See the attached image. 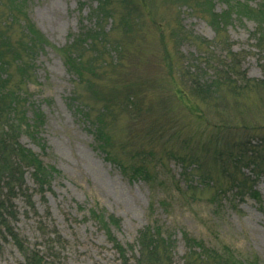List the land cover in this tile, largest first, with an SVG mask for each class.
Instances as JSON below:
<instances>
[{
  "label": "rangeland",
  "instance_id": "obj_1",
  "mask_svg": "<svg viewBox=\"0 0 264 264\" xmlns=\"http://www.w3.org/2000/svg\"><path fill=\"white\" fill-rule=\"evenodd\" d=\"M24 1L28 19L47 41L35 57L30 77L22 85L30 104L43 112L40 136L47 148L43 152L25 133L19 140L60 171L52 189L45 193L46 200L41 195L34 198L40 217L50 212L47 221H53L70 241L59 264H121L104 232L88 218L93 207L120 219V225L113 227V232L124 244L134 242L141 228L158 220L166 232L174 233L173 264H184L187 248L181 234L183 230L208 244H227L248 262L264 264V173L256 176L250 169L244 170L256 179L255 188L260 199L228 194L214 203L211 201L214 190L196 188L200 185L198 178L208 170L214 179L222 181L219 164L211 154H202L201 169H195L187 178L181 176L184 168L177 159H165V164L152 171L155 183L148 182L132 178L108 160L98 149L94 133L95 121L105 120L106 138L114 143L119 158L126 159L129 151L123 150V146L131 149L134 134L149 139V135L141 136L145 132V117L149 116V113L143 114L147 111L143 108H154L155 114L178 111L170 121L165 120L167 126L171 124L182 136L191 137L196 147L210 141L214 144L211 135L214 130L194 123V117L186 115L176 95L160 89L161 84L155 81L158 86L153 85L146 91V106L142 105L141 113L138 109L124 112L117 106L110 113L106 111L104 98H121L126 83L135 77H156L165 83L173 77L178 79L180 68L208 52L207 45L200 42L202 39L223 41L224 46L228 45L234 53L241 55L242 68L248 77L264 79V43L255 39L256 20L230 14L221 20L225 25L217 32L210 18L192 11V0H107V4L101 0ZM124 1L142 9L140 30H136L133 21L138 12H131ZM236 1L251 8L264 4V0ZM100 3L104 9L99 11ZM208 8L221 14L226 10V4L223 0H215ZM7 16L4 6H0V24ZM126 26L132 28L135 35L126 34ZM3 28L1 24L0 30ZM93 28L102 33L97 40L91 41L88 36L85 38V33H92ZM180 28L182 38L176 42L173 33L177 35ZM20 32L21 27L15 24L8 34L16 39ZM187 33L192 35L191 39L186 37ZM104 40L110 42L109 45ZM69 46L70 51L75 52L78 67L70 68L65 61L62 49ZM214 51V55H224L220 48ZM165 52L169 53L171 61L164 58ZM201 61L200 67L205 64V59ZM93 70L96 75L90 73ZM202 70L208 76L211 74L209 69ZM221 97L223 100L216 113L222 116L234 120L241 115L245 117L248 112L254 117L264 116L263 90H247L238 97L224 91ZM201 107L208 114L215 111L206 105ZM209 117L213 119L212 115ZM136 120L141 121L134 123ZM215 122L212 124L218 127L219 122ZM235 127L229 129L235 130ZM224 129L219 130L228 136ZM26 177L31 185L29 173ZM15 202L20 213L15 228L29 242H35L38 235L36 221L40 218L33 211L25 213L28 207L21 198ZM23 261L11 243L3 245L0 264H23Z\"/></svg>",
  "mask_w": 264,
  "mask_h": 264
},
{
  "label": "trees",
  "instance_id": "obj_2",
  "mask_svg": "<svg viewBox=\"0 0 264 264\" xmlns=\"http://www.w3.org/2000/svg\"><path fill=\"white\" fill-rule=\"evenodd\" d=\"M102 1L104 4L108 3L107 0H101V3ZM192 1L194 2L192 11L210 18L217 32H220L225 25L221 20L224 21V18L230 14H235L239 18L246 16L254 18L257 22L254 31L255 39L257 38L260 44L264 43V37H262L264 35V4L251 8L248 4L236 0H223L226 10L216 14L212 12V8H208L215 0ZM101 3L98 7L99 11L104 9ZM124 3L131 12H138V16H135L133 21L137 27L136 30H140L142 9L125 1ZM0 6H4L8 14L7 19L3 18L1 24L4 28L0 30V250L5 243H11L22 255L23 264H59L61 256L69 248L70 241L53 221H47L46 217L50 216V212H47L45 217L42 215L40 217L34 198L36 195H41L42 199L46 200L45 193L52 189L53 181L60 171L53 164L44 162L38 153L19 140L25 133L40 146L43 152L47 148L40 136L44 122L43 112L38 106L30 104L28 96L22 89V85L26 83V79L30 77L34 68L37 53L47 45V41L28 19L27 4L24 0H0ZM107 14L108 12L105 15ZM243 14L245 16H242ZM125 21L126 18L123 23ZM15 24L21 27V32L16 39H13L8 32H11ZM125 29L126 34L135 35L132 28L126 26ZM181 29L177 30V35L173 33L175 41L182 38L179 34ZM92 30V33H85V38L88 36L91 41L97 40V36L102 32L94 28ZM186 37L191 39L192 35L187 33ZM105 40L104 43L109 45L110 42ZM202 40L200 42L207 45L208 52L202 58L193 59L180 68L178 79L173 77L165 83L161 82V79L157 80L156 77L147 79L135 77L126 83L121 98L106 97L104 101L106 111L110 113L114 106L124 112L138 109L141 113L142 105L146 106L147 90L153 85L158 86L155 84L157 82L161 84L160 89L170 90L173 95H176L186 115L191 114L194 117V123L198 122L200 126L204 124L209 131L214 130L211 135L215 143L212 144L210 141L202 146L196 143L198 145L196 147L191 137L182 136L171 124L167 126L168 123L165 120L170 121L178 111L155 114L156 109L143 108L147 110L143 114L149 113V116L145 117L143 124L145 132L141 136L149 135V139L146 140L134 134L131 149L123 146V150L129 151L126 159L119 158L114 151V143L111 144V140L106 138L107 124L103 119L95 121L94 133L97 147L108 160L118 165L127 175L154 183L152 171L154 172L156 166L165 164V159H177L184 168L181 176L187 178L195 169H201L204 162L203 156L211 154L213 160L219 164L222 181L214 179L208 170L198 178L200 185L196 186L197 189L207 187L214 190L211 199L214 203L224 199L228 194L235 197L250 195L260 199L261 196L255 188L256 179L253 175L246 174L244 170L250 169L256 176L264 173V116L254 117L248 112L245 117L241 115L238 120H234L216 113V110L220 101L223 100L222 92H231L238 97L240 93L251 89L264 91V79L254 80L248 77L242 68L241 55L234 53L228 45L224 46L223 41ZM175 41L176 45L177 41ZM218 48L223 50L224 55H214V50ZM70 50L71 46L62 49L63 55H66L65 61L70 68L74 65L78 67L75 63L77 60L74 56L75 52L72 53ZM164 58L171 61L168 52H165ZM204 59L205 64L200 67V62ZM169 63L171 66V62ZM202 69L211 70V74L208 76ZM90 73L96 75L94 70ZM78 75L80 76V70ZM203 105L215 111L208 114L203 110L204 108L202 109ZM210 115L213 119L209 117ZM140 121L136 120L134 123H140ZM215 121L219 122L218 127L212 124L216 123ZM221 127L226 128L224 130L229 133L228 136L219 130ZM229 127H235V130ZM221 144L226 146L222 147ZM26 173H29L31 185L28 183ZM17 198H21L28 207L25 213L33 211L40 218L36 221L38 235L35 242H29L15 228V222L20 216L15 202ZM88 218L104 232L121 264H173L174 233L166 232L158 220H152L141 228L134 242L124 244L113 232V227L120 225V219L113 213L93 207L89 210ZM181 234L187 248L184 264H256L237 256L227 244H220V246L208 244L205 240L194 237L184 230Z\"/></svg>",
  "mask_w": 264,
  "mask_h": 264
}]
</instances>
